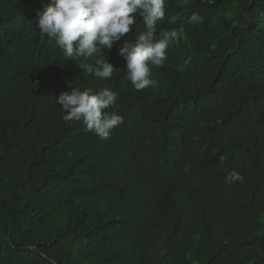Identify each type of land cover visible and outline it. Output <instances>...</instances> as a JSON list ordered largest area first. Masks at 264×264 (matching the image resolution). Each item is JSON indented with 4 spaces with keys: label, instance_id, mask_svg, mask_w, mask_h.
Wrapping results in <instances>:
<instances>
[{
    "label": "trees",
    "instance_id": "16d2710c",
    "mask_svg": "<svg viewBox=\"0 0 264 264\" xmlns=\"http://www.w3.org/2000/svg\"><path fill=\"white\" fill-rule=\"evenodd\" d=\"M49 3L0 0V264H264V0H167L154 39L184 35L140 91L119 56L139 15L69 61L37 28ZM103 55L107 80L83 69ZM74 87L118 93L107 140L62 119Z\"/></svg>",
    "mask_w": 264,
    "mask_h": 264
},
{
    "label": "clouds",
    "instance_id": "9594fccd",
    "mask_svg": "<svg viewBox=\"0 0 264 264\" xmlns=\"http://www.w3.org/2000/svg\"><path fill=\"white\" fill-rule=\"evenodd\" d=\"M190 0H178L181 9L187 11ZM167 0H50L42 12H38L37 28L40 33L54 39L69 61L80 57L89 58L101 49L111 50L115 42L129 33L139 15L146 27L135 41H126L119 50L125 61L126 79L134 90L155 88L157 81L150 78L153 67H162L170 46L179 44L184 29L162 32L154 39L157 21L165 17ZM199 16L192 13L190 22H198ZM97 59L95 64L83 65L86 73L99 80L110 79L117 70L108 58ZM118 93L109 87L92 92L74 87L63 92L55 103L65 113V122H83L86 130L100 139L107 140L112 130L123 122V117L114 109ZM113 109L112 111H106ZM225 183L242 181L236 170H226Z\"/></svg>",
    "mask_w": 264,
    "mask_h": 264
}]
</instances>
